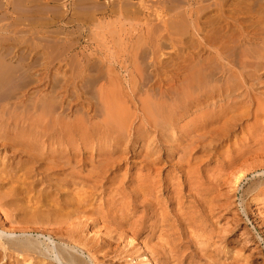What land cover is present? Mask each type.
I'll return each mask as SVG.
<instances>
[{
	"label": "rangeland",
	"instance_id": "rangeland-1",
	"mask_svg": "<svg viewBox=\"0 0 264 264\" xmlns=\"http://www.w3.org/2000/svg\"><path fill=\"white\" fill-rule=\"evenodd\" d=\"M24 1L31 3V5L36 3L35 6L40 13H38V11L35 13H31L33 15H30L28 13L30 18H27L28 16L24 12L20 13V9L17 8L21 6L23 0H0V35L25 37L26 41L30 40V42L27 41V43L26 41L19 42L16 47L20 48L26 46L30 47V45L40 47L43 44L42 46L46 48L55 49L57 46L59 48H56L58 49L57 51L60 50L62 54H66L61 56L63 57L61 58V62H58L57 60L53 62L52 59H49L47 60V62H52L53 65L51 63L47 64H50L52 69H55L56 66L62 64L67 70L65 74H61V76H64V79H72L73 73H77V80L80 81V101L82 104V106L80 105L79 110L83 111V113H81L82 111L80 112L81 119L86 116V118L82 119L84 130L82 133L83 140L81 144L80 156V159L82 161V165L80 168V182L82 183V186L81 184L80 186L83 189L82 193L84 192L82 194V197L86 202L83 201V207L81 208L77 219L73 218L72 216L70 217V212L68 211L69 213H67L66 218L69 220L65 221L64 223L59 222L58 224H49L43 221L41 222V224H27L23 220L24 216L21 213L16 218L17 224L19 223V226H14V229L10 227L14 224L10 223L9 221H5L6 217L2 213L6 208L4 207L2 211L0 210V221H5L7 227L5 228L6 233L4 234V236L6 237L7 235L9 238H24V235L27 234L28 236L25 235V238L28 237L29 239H32L33 237L32 240L38 239L39 242H42L41 247L43 246L42 249L44 248L43 252L45 251L47 254L50 252L51 255L50 253L47 255L44 252L45 256H50L46 258L44 255V257H38L37 254L35 256L27 255L19 251L14 252L12 255H10L8 254L9 250L6 253L4 249H1L3 254H0V264H43V262L44 264H48L50 262H54L55 264H67V260H63V262H61L62 259L60 258L62 256L60 254V251L67 256L76 254V258H79L82 261L83 259H85L83 261L85 264H264V169H252L253 165L259 166L260 164L264 163V157L255 156L254 159H248V161L244 163L242 161H237L238 153L236 151V146H234V142L236 140V137H239L240 131H230L231 133L228 135V137L224 136L227 133L226 128L213 131V122L210 116L213 113L210 112L211 114H201L202 111H204L205 109L207 110V107L205 105L206 103L204 101L205 98L203 96H200L203 94H200L199 91H193V93H190L191 96H186L184 94H181V91L178 90V84L180 83L179 81L185 80V78L183 77L185 76V74H187V64L189 65V63H191L192 61L197 62L201 57L203 58L210 54L209 50H207L206 48V45H209L207 41L209 31V27L207 24L208 8H206V5L209 6L212 1L214 3V0H195L196 2L194 5L193 1L188 4V0H182L181 3H183L184 1V5H186V9H188V11L190 10L189 8L192 7H194L193 9L195 10L193 11L195 12V23H193L191 26L189 24L188 27H186L187 29L184 31V35H177L175 32L169 35V33L165 31L164 28L162 31L163 20L167 19L168 15L165 12H161L160 16H155L153 9L156 8L159 11L161 9L163 10V6H165L167 0L166 2H162L161 0H152V2L154 3L157 1L158 4H156L158 6H155V4L153 5L150 0H129L132 2V4L136 2L137 4L134 3V5H138L137 8H139L140 10H138L139 13H137V16L131 17L130 21H127L128 17L120 19L118 16H112L111 14H109L106 19L105 17H103V15H100L99 20H96V23L94 24L96 28H88L82 32L80 31L78 24L66 25L63 24V21L60 22L58 19L60 17L62 18L61 13L56 14L55 17L54 14L48 12V9H54V6L57 5L56 3H53L52 0ZM107 1H110V3H112L116 0H99V2L102 4H106ZM117 1H119L120 3L122 1L128 0ZM73 2L74 0H59V4L62 5L63 9H67V7H65L66 4H69V7L71 8L73 6ZM143 3H146L149 6L153 5L154 7H152V9L143 8V6H141L143 5ZM159 3H161V5ZM212 9L214 8H211L210 10ZM142 12H144V14ZM116 17H118L119 20ZM48 18H56L57 22H54L52 25V21ZM102 18H105L104 21L102 20ZM109 19L110 21H108ZM113 19L114 21L112 22ZM124 19H127L125 20L127 25H124ZM44 22L47 23L45 24ZM116 22L118 23L116 24ZM49 24H51L52 26H50ZM102 24L104 28L102 27ZM121 25L123 26V28L120 27ZM97 26L103 33L97 30ZM159 26L162 27L160 28ZM112 27L113 30L114 28L116 29L113 32ZM154 27L156 28L155 30ZM49 31L52 35L49 34ZM161 31L163 34L161 33ZM52 32H54V34ZM33 33L34 35H32ZM68 36L70 37L68 38ZM179 39H181V41H179ZM138 42L143 43V50H141V53L137 55L138 51H135L134 47ZM62 43H65L66 46H64L65 44L63 45ZM58 45L62 46L59 47ZM216 45L218 46L219 43H217ZM42 46L40 48H43ZM62 47H64V49ZM62 49L65 51L64 53ZM72 62L74 64H72ZM80 64L81 67L78 66ZM93 65L96 68L93 67ZM77 66L80 68V70H77ZM92 67L95 69L93 70ZM69 68H75L76 71L74 72V70H70ZM91 69L94 71L95 75L97 74L96 77L100 75L101 78H105L106 76L108 78H99V80L102 81H97L98 79H96L95 81V79H93L94 82L91 81V83H93L91 84ZM177 69L180 75L177 73ZM179 69H184L185 71L182 70L179 72ZM89 70H91V72H89ZM67 72L68 75H66ZM100 73H103L104 75H101ZM217 77L219 78H217L218 83L223 85L224 88H227L224 79L225 77H223L221 74H219ZM177 79L179 80L177 81ZM117 83L120 85H118ZM94 84L97 86H95ZM231 84H233V81ZM102 85L104 87L109 86L113 89H119V91L122 92L124 101L127 102L126 106L128 107V110L126 109V111H129L127 112V118H130V121H128L127 119V123L129 124L126 123L127 127H125L121 131L113 126H110L108 124L109 122L107 123V115L105 113H102L100 111V113L103 114V116H101L102 114L98 112L99 109H103V98L101 94L102 92L99 91V86L102 89ZM89 86H91V88ZM206 86L207 85H205L204 88H206ZM72 88L73 86L71 87L70 92H67V103L71 99H73L74 94L72 95ZM88 88L90 89V91H88ZM35 90L36 89L32 91L35 92ZM194 95L197 97H194ZM167 96L168 98H165ZM180 96H182L183 99ZM191 97L192 99H190ZM184 99L186 100L183 101ZM197 99L199 101V106L197 105L198 103L188 105L189 102H192L193 100L196 101ZM168 100L171 103L168 102ZM158 103L159 107H154L155 104L157 105ZM178 105L180 106L179 108ZM186 105H188V107ZM96 106L99 107V109ZM163 108L164 110L167 108L165 110L167 112H165ZM68 110L70 113L71 110ZM137 110H140L141 112H138ZM154 110L156 111L154 112ZM130 111H132L131 114ZM133 112H136V114ZM163 112L166 115H164ZM215 112V114H219L218 110H215ZM98 114L100 115L101 119L99 116L93 117ZM150 114L154 115L156 119H154V117H152ZM202 115L205 117H201ZM151 117L153 118V120L151 119ZM104 118L106 119V121L104 120ZM84 119H88V124L86 120L83 121ZM135 120L138 122H136ZM155 120L156 123L154 124ZM86 124L89 126H87ZM103 124H105L106 126ZM148 124L150 125V127ZM108 128H110L111 130ZM204 132H206V134L207 132L209 133L207 134L208 137L203 134ZM199 133H201L200 136L198 135ZM195 137L198 138L199 141L194 140ZM170 140L172 141L170 142ZM170 148L171 150H169ZM24 159L27 158L25 157L23 158V160ZM181 160H183L184 162ZM198 162H200V164ZM236 162L238 165L236 164ZM203 163L205 164L203 165ZM96 165L99 169L96 168ZM241 167L242 171H247L246 177L243 179V182L241 181V183L238 185V189H235L233 179L235 175L240 171ZM92 173L93 175H91ZM191 176H197V178H200L199 182H202L200 184L203 185L202 189L205 190L206 194L210 190L211 195L208 193V196H206L205 198H212L215 205L214 207H212L214 209H211L209 208L210 206H207V203L203 200V196H197V200H199L200 205V212H198L196 216H200V219L193 218L192 220H187L186 215H184L179 210L176 199L178 195H176L175 192L179 190V185L185 183L186 179H189V177ZM225 177L227 180H225ZM193 180H195V178ZM247 182L248 184H246ZM189 189L190 187L186 183V187L184 190L185 195L189 194ZM252 189H254L253 192H250L252 191ZM138 191L140 192V195ZM36 192V190H33L32 195H34ZM245 192L246 196H244ZM248 192H250L251 194H248ZM192 196H195V192H192ZM184 200L186 201L185 207H187L191 205L189 203H191L190 201L194 200V198L188 197L186 199L184 198ZM239 201L241 203H239ZM138 203L141 205H139ZM148 203L151 206H149ZM202 204H204V206L206 207L203 208ZM237 207L238 209L240 208V213L238 215H232L233 211H236L235 209ZM123 208H125L126 210H124ZM116 212L119 215L116 214ZM135 212L137 213L135 214ZM200 213L202 214L200 215ZM115 215H118V218ZM168 215L172 217H169ZM128 217L129 219L127 220ZM202 218L203 220H206L203 221L201 220ZM121 219L124 222H122ZM253 219L255 220L253 221ZM254 222L256 224H254ZM203 223L205 224V226ZM21 225L23 226V228ZM134 226H140L141 228L143 227L142 234L135 242H133V240L131 239L132 228ZM106 231H108L107 234H105ZM12 233L14 235H12ZM199 233H204V235H206V238H208L209 236L211 246L209 245L208 249L203 248V246L201 248V243L198 240ZM166 234H168L169 236L171 235V237L167 236ZM190 234H193V236H191ZM50 235L51 237H49ZM38 236L40 237L37 238ZM166 236L167 240L165 239ZM162 238L164 240H162ZM190 238L191 240H189ZM104 239H106L105 241L107 242L103 241ZM52 240L54 241V243ZM45 241L47 244H45ZM50 241L52 243H50ZM188 241L189 243H187ZM60 242L61 246L63 247L60 246ZM103 242H105V244ZM144 242H146L147 246ZM175 243L178 244L176 245ZM86 244L88 245V248L92 247L91 252L85 246ZM155 244L158 247L155 246ZM165 244L166 247H164ZM153 245L154 247H151ZM160 246H163L164 248L162 249L160 248ZM50 247L51 249L53 247V250H51ZM213 247H215V249ZM49 249L51 251H48ZM72 250L74 251V253H72ZM172 250L174 251V253ZM75 251H78L80 253ZM155 251L156 254L154 255L153 252ZM80 254H83V256L81 257ZM58 255L60 256V258H58ZM166 255L169 257L167 258ZM55 256L57 257L56 259ZM175 256L177 258L180 257V259L175 258ZM49 258H53V260ZM220 258L221 260H219ZM58 259H60L61 261ZM89 259H91V262H89ZM173 260L174 262L172 263ZM165 261L168 262L166 263Z\"/></svg>",
	"mask_w": 264,
	"mask_h": 264
},
{
	"label": "bare ground",
	"instance_id": "bare-ground-1",
	"mask_svg": "<svg viewBox=\"0 0 264 264\" xmlns=\"http://www.w3.org/2000/svg\"><path fill=\"white\" fill-rule=\"evenodd\" d=\"M18 1H22V0H18ZM150 1L152 2V0H150ZM161 1L166 2V0H161ZM192 1H193V5H194L196 2L195 0H188V4H190ZM198 1H203V0H198ZM52 2L56 3L57 5L54 6V9H48V12L54 14L55 17H56V14L61 13L62 18L60 17L58 19L60 22L63 21V24H66V25L78 24L81 32L85 31V29H88V28H93V27L96 28V26L94 24L96 23V20H99L100 15H103V17H105V18L108 17L109 14H111L112 16H118L120 19L128 17V20L124 19V21L125 20L130 21L131 17L137 16V13H139L138 12L139 8H137L138 5H134V3H136V2H134L132 4V2L129 0L128 1H122L120 3L117 0L112 2V3H110V1L109 2L107 1L108 3L106 2V4L100 3L99 0H97V1H94V0H74L73 6L71 8L69 7V4L65 5V7H67V9L62 8V5L59 4V0H52ZM117 2H118V4H117ZM181 2H182V0H167V3L165 4V6H163L165 10L164 9L162 10L161 8H160L161 9L160 11L156 8L153 9L155 16H160L161 12L167 13L168 18L163 20V25H162L163 27L162 26L161 27H162V31L164 28V30L167 31L169 33V35L172 34L173 32H175L177 35H184V31L187 29L186 27H188L189 24L191 26L193 23H195V12H193V11H195L193 9L194 7L189 8L190 10L188 11V9H186V5H184L185 4L184 1H183V3H181ZM152 3H153V5L155 4V6H158L157 1L155 3L154 2H152ZM212 3H213V1L211 2V4ZM159 4L161 5V3H159ZM181 4H183V5H181ZM35 5H36V3L31 5V3H28V2L23 0V3L21 4V6L20 5H16V6H20V7H17L18 9H20V13L24 12L28 16V17L27 16L26 17L30 18L29 14L33 15L31 13H35L37 11H38V13H40ZM153 5L149 6L148 4L143 3V5H141V6H143V8L152 9V7H154ZM210 5L209 6L206 5V8H208L207 9V11H208L207 12V14H208L207 24L209 27L208 37H207V41H208L209 45H206V48H207V50H209L210 54H208L206 57H203V58L201 57L199 59V61H197V62L192 61L191 63H189V65L187 64V68H186L187 74H185V76L183 77V78H185V80L179 81L180 83L178 84L179 85L178 90L181 91V94H184L186 96L190 95V93H193V91H199L200 94L201 93L203 94L200 96H203L205 98L204 101L206 103L205 105L207 107V110L205 109L204 111L201 112V114H207V113L211 114L210 112L213 113L212 115H210L211 120L213 122V126H212L213 131H217V130L226 128L227 133L224 136H227V137L233 130H239L240 131L239 137H236V140L234 139L235 140L234 146H236V149H237L236 151L238 153V160L237 161H242L244 163V162H247L248 159H254L255 156L256 157H258V156L264 157V0H214V3L211 6ZM211 8H214V9L210 10ZM38 13H37V15H38ZM142 13L144 14V12H142ZM39 16H40V14H39ZM50 17H52V16H50ZM118 17H116V18L119 20ZM129 17H130V19H129ZM38 18H40V17H38ZM48 19L52 21V23H51L52 25L54 22H57L56 18H53V19L48 18ZM104 19L102 18L103 21H104ZM114 19H115V17H114ZM114 19L112 20V22L114 21ZM132 19H134V18H132ZM108 21H110V19ZM118 22H116V24ZM125 23H126V21L124 22V25H127V23L126 24ZM51 24H49V25L52 26ZM110 24H112V23H110ZM155 24H157V23H155ZM122 25L120 27L123 28ZM99 27H101V26H99ZM102 27L104 28L103 24H102ZM130 27H131V25H130ZM156 28L158 29L157 26H156ZM156 28L154 27V30ZM97 30L101 31L98 28V26H97ZM115 30L116 29L114 28V30H113V27H112V32ZM122 31H123V29H122ZM162 31H161V33H162ZM131 32H133V31H131ZM131 32H130V34H131ZM19 33H20V31H19ZM52 33L54 34V32H52ZM158 33H159V31H158ZM49 34H51V32ZM28 35H30V34H28ZM32 35H34V33ZM55 35H56V33H55ZM131 36H132V34H131ZM69 37L70 36H68V38ZM35 40H37V39H35ZM23 41H26L25 37L8 36V35L7 36H1L0 35V210L2 211L3 208L6 207L5 208L6 210L4 209L2 213L6 217L5 221H7V222L9 221L10 223L14 224V225L10 226L12 228L14 226H19L18 225L19 223L17 224L16 218L21 213L24 216L23 220L27 224L28 223L41 224V222H43V221L45 223H49V224H58L59 222L64 223L65 221L69 220L66 218V215L69 212H70L69 213L70 217L72 216L73 218L77 219L79 212H80L81 208L83 207L82 203L85 200L82 197V194L84 192L82 193V190H83L81 187L82 183L80 182V173H81L80 168L82 165V163H81L82 161L80 159V156H81V144H82V140H83V134L82 133L84 130L82 119L86 118V116H84L81 119L80 114L83 113L82 110H79L80 105L82 106L81 101H80V99H81V94H80L81 88H80V81L77 80V73H73L72 79H70V78L64 79V76H61V74L62 73L65 74V72L67 70H66V68H64V66L62 64H59L58 66H56L55 69H52L51 65L47 64V63L52 64V62H47V60H49V59H52L53 62L55 60H57L58 62L59 61L61 62V60H62L61 58H63L61 56L66 54V53H64L65 51L63 50L64 47H62L64 54H62L60 52V50L57 51L59 49L57 46H56V48H58V49H56V48L55 49L54 48L49 49V48L42 46L43 44L41 45V43H40V45L43 48H40L41 46L39 47V46H33V45L32 46L30 45V47L26 46L23 48L16 47V45L19 42H23ZM27 41L30 42V40H27ZM27 41H26V43H27ZM179 41H181V39H179ZM68 43H70V42H68ZM217 43H219L218 46L216 45ZM31 44H33V43H31ZM62 44L64 45L65 43H62ZM58 46L61 47L62 45H58ZM64 46H66V44ZM142 46H143V43H140V42H138L135 45L134 50L138 51L137 55L139 53H141V50H143ZM95 59H96V57H95ZM72 64H74V63L72 62ZM70 65H71V63H70ZM105 65H106V63H105ZM111 65H112V63H111ZM73 66H71V67H73ZM78 66L81 67V64ZM77 67H75V68H77ZM93 67H95V66L93 65ZM93 67H92V69L94 70L96 67L95 68H93ZM75 68H73V69L69 68V69L70 70L72 69L75 72L76 71ZM78 69L80 70L79 67L77 68V70ZM91 70H89V72H91ZM93 70H92V72L94 73ZM182 70H184V69H181V70L179 69V72ZM86 71H87V69H86ZM92 72L90 75L92 77L91 78L92 80L90 79V83H91V81L94 82L93 79H95V81H96V79H98L97 81H102V80H99V78H101L100 75H98V77H96L97 74L95 75V73L93 74ZM177 73H178V69H177ZM219 74H221L223 77H225L224 79H225V83L227 85V88H224L223 85L218 83V81H217L218 77L217 76ZM66 75H68V72ZM79 77H81V76H79ZM86 78H88V77H86ZM105 78H108V77L106 76ZM105 78H101V79H105ZM178 80L179 79H177V81ZM232 81H233V84H231ZM91 84H93V83H91ZM123 84H125V83H123ZM118 85H120V84H118ZM205 85H207L206 88H204ZM72 86H73L72 95L74 94L73 99H71L67 103V100H68L67 99V97H68L67 92H70V89ZM95 86H97V85H95ZM89 87L91 88V86H89ZM128 87H130V86H128ZM34 89H36L35 92L32 91ZM88 91H90V89ZM99 91L102 92V93L101 92L100 93L102 94V98H103L102 106H103L104 110L102 108H101L102 110H100L99 107H97V106L96 107L99 110L97 108L96 109L98 110L99 113L101 111L102 113H105L107 115V117H106L107 123L109 122L108 124L110 126H113L120 131L123 130L125 127H127V125H126L127 119H128L127 118V112H129V111H126V109L128 108L126 106L127 102L124 101L123 96H122V92L119 91V89H113V88H110L109 86H107V87L103 86L102 89L99 86ZM95 92H96V90H95ZM101 94H100V96H101ZM169 97H171V96H169ZM174 97H175V94H174ZM180 97H182V96H180ZM194 97H197V96L194 95ZM130 98H131V96H130ZM165 98H168V96ZM184 98H185V96H184ZM182 99H183V97H182ZM190 99H192V97ZM185 100L186 99H184L183 101H185ZM183 101H181V102H183ZM130 102H131V100H130ZM168 102H170V101L168 100ZM196 103H198L197 105L199 106L198 99L196 101L193 100L192 102H189L188 105L189 104L193 105ZM202 103H201V105H202ZM150 104H151V102H150ZM184 104H185V102H184ZM158 105H159V103L157 105L155 104L154 107H157ZM188 105H186V106L188 107ZM147 106H146V108H147ZM142 107H143V105H142ZM142 107H140V108H142ZM179 107L180 106L178 105V108ZM68 109L71 110L70 113H69ZM156 110H154V112ZM163 110H164V108H163ZM215 110L219 111L218 115L215 114L216 113ZM94 111H96V110H94ZM136 112H133V113L136 114ZM149 112H150V110H149ZM165 112H167V111H165ZM102 113H100V114H102ZM131 113H132V111H130V114ZM151 114H153V113H151ZM163 114L166 115L164 112H163ZM132 115H131V117H132ZM96 116L100 117L99 114L95 115L93 117H96ZM101 116H103V114ZM151 116L154 117V119H156L154 115H151ZM161 116H163V115H161ZM152 117H151V119L153 120ZM201 117L204 118L205 116L202 115ZM100 119H101V117H100ZM100 119H98V120H100ZM85 120L87 121V124H88V119H84L83 121H85ZM104 120L106 121L105 118H104ZM128 121H130V118L128 119ZM135 121H134V123H135ZM92 122H94V121H92ZM136 122H138V121H136ZM155 123H156V120H155L154 124ZM127 124H129V123H127ZM103 125H105V124H103ZM167 125H170V124H167ZM87 126H89V125H87ZM100 127H102V126H100ZM149 127H150V125H149ZM205 127H207V126H205ZM108 129H110V128H108ZM130 129H132V128H130ZM208 132H207V134H209ZM200 134L201 133H199L198 135L200 136ZM203 134H205L207 136L206 132H204ZM196 137H197V135H196ZM195 138H194V140L199 141L198 138H196V139ZM171 141L172 140H170V142ZM193 145H191V146H193ZM169 150H171V148ZM192 152H193V150H192ZM189 154H191V153H189ZM192 155H194V154H192ZM25 157L27 159L23 160V158H25ZM188 159H190V158H188ZM114 160H116V159H114ZM114 160H113V162H114ZM232 160H233V158H232ZM181 161H183V160H181ZM101 162H104V161H101ZM105 162H107V161H105ZM198 163L200 164V162H198ZM204 164L205 163H203V165ZM233 164H232V166H233ZM236 164H237V162H236ZM92 165H94V164H92ZM181 165H182V163H181ZM102 166H100V167H102ZM96 168H97V165H96ZM257 168L264 169V163L260 164L259 166L253 165L252 169L255 170ZM97 169H99V168H97ZM246 173H247V171H245V170L242 171V167H241L240 171L235 175V177L233 179V184H235V189H238V185L241 183V181L243 182V179L246 177ZM252 173H254V172H252ZM258 174H259V172H258ZM91 175H93V173ZM180 176H182V175H180ZM230 176H229V178H230ZM194 178H195V180H193ZM225 180H227L226 177H225ZM199 181H200L199 177L197 178V176H191V177H189V179H186L185 183H182L181 185H179L180 188H179V190H177V192L174 191L176 193V195H178V197L176 199H177V203L179 206V210L184 215H186L187 220H192L193 218H199L200 217V216L199 217L196 216L197 213L200 212L199 211L200 205H199V200H197V196H203L204 197L203 200L207 203V206H210L209 208L214 209V208H212L215 205L214 200L212 198H209V199L205 198L206 196H208V193L210 194V190L206 194L205 190L202 189L203 185L200 184L202 182H199ZM186 183L190 187V189H189L190 192H188L189 193L188 195H185V193H184ZM80 184H81V186H80ZM246 184H248V182ZM33 190L37 191L34 195H32ZM225 190H227V189H225ZM253 190L254 189H252V191H250V192H253ZM192 192L193 193L195 192V196H192ZM250 192H248V194ZM167 193H168V191H167ZM85 195H87V194H85ZM85 195H84V197H85ZM139 195H140V192H139ZM244 196H246V192L244 193ZM188 197H190V198L193 197L194 200L190 201L191 203H189V204H191V205L187 206L188 207L187 208V207H185L186 201L184 200V198L186 199ZM241 197H242V195H241ZM148 200H150V199H148ZM84 202H86V201H84ZM152 203H155V202H152ZM197 203H198V205H197ZM239 203H241V202L239 201ZM92 204H94V203H92ZM139 205H141V204H139ZM148 205H149V203H148ZM149 206H151V205H149ZM202 207L205 208L206 206H204V204H202ZM88 208H89V206H88ZM123 209L126 210L125 208H123ZM135 210H138V209H135ZM235 210L236 211H233L232 215H238L240 213L239 212L240 208L238 209V207H237ZM136 213L137 212H135V214ZM116 214H118V213L116 212ZM132 214H134V213H132ZM201 214L202 213H200V215ZM184 215H181V216H184ZM169 217H172V216H169ZM131 218H132V216H131ZM1 219H2V217H1ZM128 219H129V217L127 218V220ZM165 220H166V217H165ZM175 220H176V218H175ZM201 220H203V218ZM205 220H203V221H205ZM254 220L255 219H253V221ZM5 221H0V229H1V233H0V254H3L1 249H4L6 251V253L9 250L8 254H10V255H12L14 252L19 251V252H23L27 255H34L35 256L37 254L38 257H41L43 255L45 256V254H44L45 251L43 252L44 248L42 249L43 246L41 247L42 242H39L38 239H36V238H34V239H36L37 241L32 240L33 237H32V239H29L28 237L25 238V235H27V234L24 235V238L23 237L22 238H17V237L16 238H12V237L9 238L7 235L5 237L4 236V234L6 233L5 228H7ZM121 221H122V219H121ZM135 221H137V220H135ZM118 222H120V221H118ZM122 222H124V221H122ZM254 224H256V223L254 222ZM127 225H128V223H127ZM148 225H150V224H148ZM161 226H162V224H161ZM204 226H205V224H204ZM136 227L134 226L132 228V238L131 239L133 240V242H135L139 238V236L142 234V228L143 227L142 228L140 226L137 228ZM22 228H23V226H22ZM105 230H106V228H105ZM107 232L108 231H106L105 234H107ZM229 232H231V231H229ZM168 234H166V235L169 236ZM12 235H14V234L12 233ZM18 235H19V233H18ZM32 235H33V233H32ZM20 236H22V235H20ZM167 236L165 238L166 240H167ZM191 236H193V234ZM205 236L206 235H204V233H199L198 234V240L201 243L200 244L201 248L203 246V248L208 249L209 245L211 246V243L209 241V236H208V238H206ZM39 237L40 236H38L37 238H39ZM49 237H51V235ZM169 237H171V235ZM191 238H193V237H191ZM191 238L189 240H191ZM152 239H154V238H152ZM105 240L106 239H104L103 241H105ZM162 240H164V239L162 238ZM198 240H197V242H198ZM129 241H130V239H129ZM105 242H107V241H105ZM105 242H103V243L105 244ZM50 243H52V242L50 241ZM53 243H54V241H53ZM120 243H119V245H120ZM144 243L147 246L146 242H144ZM187 243H189V241ZM45 244H47L46 241H45ZM59 244L61 246V242ZM173 245H174V242H173ZM85 246L91 252L92 247L88 248L87 244ZM155 246H157V245L155 244ZM196 246H195V248H196ZM61 247H63V246H61ZM114 247H115V245H114ZM141 247H143V246H141ZM151 247H154V245ZM164 247H166V244L164 245ZM164 247L160 246V248H162V249ZM167 247H168V245H167ZM116 248H117V246H116ZM213 248L215 249V247H213ZM50 249H51V247H50ZM50 249L48 251L53 250V247L51 250ZM68 249H69V247H68ZM162 249H161V251H162ZM165 249H167V248H165ZM56 250H58V249H56ZM62 250H63V248H62ZM110 250H112V249H110ZM158 251H159V249H158ZM206 251H208V250H206ZM75 252H78V251H75ZM72 253H74V251ZM78 253H80V252H78ZM173 253H174V251H173ZM60 254L62 257L60 258V256L58 255V258L62 259V261L60 259H58V260H60L61 262H63V260L64 261L67 260V262H68L67 264H85L83 262L85 259L82 258L83 259V261H82L81 259L76 258L75 257L76 254L67 256L66 254H64L61 251H60ZM153 254L155 255L156 251L153 252ZM50 255H51V253H50ZM56 256H55V259L57 258ZM82 256H83V254L81 255V257ZM176 256H175V258H177ZM45 257L48 258L50 256H45ZM168 257L169 256H167V258ZM49 259L53 260V258H49ZM177 259H180V257ZM181 259H184V258H181ZM191 259H193V258H191ZM90 260L91 259H89V262H91ZM96 260H97V258H96ZM219 260H221V258ZM5 261H6V259H5ZM158 261H160V260H158ZM217 261H218V259H217ZM173 262H174V260L172 261V263ZM177 263H179V262H177ZM43 264H44V262H43ZM48 264H55V263L50 262Z\"/></svg>",
	"mask_w": 264,
	"mask_h": 264
}]
</instances>
